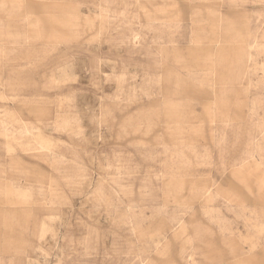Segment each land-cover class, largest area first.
<instances>
[{"label":"rangeland","instance_id":"rangeland-1","mask_svg":"<svg viewBox=\"0 0 264 264\" xmlns=\"http://www.w3.org/2000/svg\"><path fill=\"white\" fill-rule=\"evenodd\" d=\"M0 264H264V0H0Z\"/></svg>","mask_w":264,"mask_h":264}]
</instances>
